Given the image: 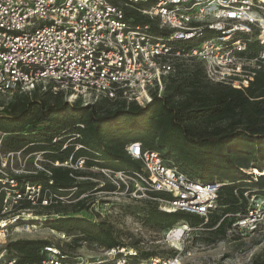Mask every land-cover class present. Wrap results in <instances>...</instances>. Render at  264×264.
Returning a JSON list of instances; mask_svg holds the SVG:
<instances>
[{
	"label": "built area",
	"instance_id": "built-area-1",
	"mask_svg": "<svg viewBox=\"0 0 264 264\" xmlns=\"http://www.w3.org/2000/svg\"><path fill=\"white\" fill-rule=\"evenodd\" d=\"M139 1L147 0L118 3L0 0V94H30L37 85L47 82L53 92L62 91L67 99L104 97L138 104L149 101L152 92L162 93L164 78L173 72L180 59L201 61L210 81L236 88L247 86L253 69L259 68L260 63L264 65V51L254 58L244 54L253 40L264 45L263 0H156L154 5L140 11L156 20L160 28L172 31L168 40L155 37L140 25L131 26L125 19L123 6L134 7ZM205 28L211 30L209 36L197 39ZM185 40H200L202 44L185 47L178 43ZM5 135L0 131V243L3 244L13 234L41 226L38 218H21L32 217L35 206L63 202L65 197L57 196L40 183L15 179L18 171H22L15 169V163L25 153L22 149L4 151ZM126 152L141 161V170L133 175L112 173L123 181L131 179L142 184L149 192L169 194L170 199L157 198L162 210H181L206 217L216 207L221 183H201L188 178L156 150H142L140 142L129 144ZM33 154L36 160L42 159L39 153ZM46 162L77 170L84 160ZM37 167L49 173L46 166ZM252 171L257 174L258 170ZM243 194L254 201L255 195L247 191ZM25 199L34 207L18 208ZM256 205L259 209L249 205L247 213L232 225L241 231L256 232L259 224L264 225V198ZM176 229L181 230V237L183 228L171 229L169 234ZM58 236L60 240H68L73 235L58 232ZM103 250L106 262L73 255L59 244L49 243L41 248L39 261L19 263L0 252V264H180L178 254L142 259L138 251L122 245Z\"/></svg>",
	"mask_w": 264,
	"mask_h": 264
},
{
	"label": "trees",
	"instance_id": "trees-1",
	"mask_svg": "<svg viewBox=\"0 0 264 264\" xmlns=\"http://www.w3.org/2000/svg\"><path fill=\"white\" fill-rule=\"evenodd\" d=\"M155 2L139 1L134 7L124 5L125 19L131 26L140 25L155 37L168 40L172 31L160 28L156 20L140 11ZM210 31L203 29L197 39ZM192 41L178 43L191 47ZM260 51H264V45L253 40L244 54L254 58ZM253 71L248 85L236 88L210 81L201 61L180 59L173 72L164 78L162 93L152 92L150 100L143 105L115 103L104 97L83 105L79 101L69 102L62 91L53 92L51 84L44 90L37 85L30 94L17 97L0 113V131L6 134L2 148L36 152L51 162L70 158L74 163L82 158L87 168L133 175L141 170L142 163L127 154L126 147L140 142L142 150H156L165 160H172L188 178L222 184L216 207L206 217L151 208L143 213L142 222L164 231L184 223L191 228L203 227L210 235L223 236L248 211L245 191L264 196V65L260 63ZM45 166L49 173L38 170L14 177L19 182L40 183L57 196L71 194L76 199L73 209L70 212L60 201L34 207L25 199L20 208L34 207L35 214L21 218H38L41 225L71 234L73 244L89 241L103 248L123 245L107 220L91 221L79 214L89 193L107 190L106 186L98 187V182L84 172ZM252 169L258 170L257 174ZM149 193L155 200L170 199L164 192ZM1 203L2 195L0 206ZM49 243L45 239H18L7 247L18 253L19 263H33L41 259L40 250ZM150 256L158 254L139 252L142 259Z\"/></svg>",
	"mask_w": 264,
	"mask_h": 264
},
{
	"label": "rangeland",
	"instance_id": "rangeland-1",
	"mask_svg": "<svg viewBox=\"0 0 264 264\" xmlns=\"http://www.w3.org/2000/svg\"><path fill=\"white\" fill-rule=\"evenodd\" d=\"M192 42L202 44L200 40H193ZM249 66L251 67L252 64ZM47 84L49 83L45 82L39 85L44 90ZM23 94L26 93L0 94V113L7 108L10 102ZM101 98L103 97L85 100L79 97L67 99L65 96L69 102L79 101L83 105L92 104ZM114 102L118 103V101ZM146 102L148 101H142L138 104L143 105ZM35 157L32 153H25L21 160L15 163V169H22L16 175L36 172L39 170L37 166L43 167L48 164L43 158L36 160ZM106 170L99 167L87 168L84 164L77 169L79 172L90 175L91 180L98 182V187L106 186L107 188V190L89 193L86 206L79 214L91 221L107 220L115 235L122 242V246L126 249H135L138 253L153 251L162 257L178 254L180 264H264V225L259 224L258 230L253 233L241 231L231 225L223 236L210 235L209 231L203 227H183L181 223L171 228H183L184 234L181 237L169 234L171 229L166 231L154 229L142 222L143 213L151 208L162 210V203L153 199L142 184H136L131 179L123 181L118 177L116 178L112 171L107 172ZM82 178L86 177L79 179ZM263 198V195L257 193L254 196V201L248 200V207L250 205L255 210L259 209V205L256 204L260 203ZM75 200L69 194L64 197L63 205L67 206L71 212L73 209L71 206ZM20 203L22 204V202ZM72 238L73 236L69 237L68 240H60L57 230L41 225L29 232L11 235L5 244L0 243V252H4L6 258L18 260V253L9 250L7 247L9 242L18 239H45L51 243L59 244L67 253L85 256L89 259H104L105 262L108 260L104 255L103 247L89 241L79 245L73 244Z\"/></svg>",
	"mask_w": 264,
	"mask_h": 264
},
{
	"label": "bare ground",
	"instance_id": "bare-ground-1",
	"mask_svg": "<svg viewBox=\"0 0 264 264\" xmlns=\"http://www.w3.org/2000/svg\"><path fill=\"white\" fill-rule=\"evenodd\" d=\"M263 2H264V0H263ZM180 233H181V230L180 229L179 230L176 229V230L173 231L172 235L179 236Z\"/></svg>",
	"mask_w": 264,
	"mask_h": 264
},
{
	"label": "clouds",
	"instance_id": "clouds-1",
	"mask_svg": "<svg viewBox=\"0 0 264 264\" xmlns=\"http://www.w3.org/2000/svg\"><path fill=\"white\" fill-rule=\"evenodd\" d=\"M253 172V171H252Z\"/></svg>",
	"mask_w": 264,
	"mask_h": 264
}]
</instances>
